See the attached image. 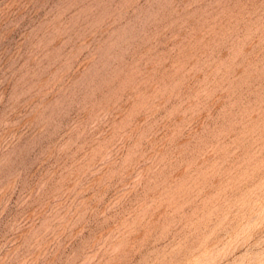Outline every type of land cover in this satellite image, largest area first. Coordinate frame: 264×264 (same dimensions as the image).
<instances>
[{"label": "rangeland", "instance_id": "374dc122", "mask_svg": "<svg viewBox=\"0 0 264 264\" xmlns=\"http://www.w3.org/2000/svg\"><path fill=\"white\" fill-rule=\"evenodd\" d=\"M0 264H264V0H0Z\"/></svg>", "mask_w": 264, "mask_h": 264}]
</instances>
